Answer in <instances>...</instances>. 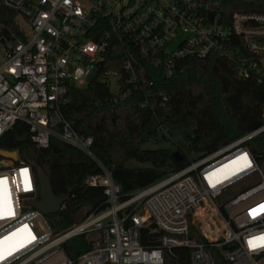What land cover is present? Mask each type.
I'll list each match as a JSON object with an SVG mask.
<instances>
[{"label": "built area", "instance_id": "obj_1", "mask_svg": "<svg viewBox=\"0 0 264 264\" xmlns=\"http://www.w3.org/2000/svg\"><path fill=\"white\" fill-rule=\"evenodd\" d=\"M237 5L242 9H230ZM254 7L264 8V0H0L18 28L0 38L9 44L0 62V140L24 122L38 149L54 138L78 149L101 169L85 185L102 188L108 203L55 234L48 216L34 207L40 197L33 167L19 152L0 148L18 156H0V264H47L57 256L55 264H165V252L177 248L189 250L190 264H218L211 249L230 264H264V246L249 244L264 243L255 240L264 237V209L251 212L264 205V171L247 146L264 125L123 194L93 153V138L77 133L63 115L70 88L94 80L107 84L115 99L144 96L141 108L166 101L154 81L174 77L187 58L226 55L238 76L264 85V11ZM151 225L162 233L154 248L140 239ZM193 229L205 241L192 238ZM86 234L91 248L71 260L65 244Z\"/></svg>", "mask_w": 264, "mask_h": 264}, {"label": "trees", "instance_id": "obj_2", "mask_svg": "<svg viewBox=\"0 0 264 264\" xmlns=\"http://www.w3.org/2000/svg\"><path fill=\"white\" fill-rule=\"evenodd\" d=\"M0 27V38L17 34L14 13L0 8ZM154 83L167 93L168 99L152 100L148 108L140 106L142 95L115 99L111 88L99 80L87 87H71L70 102L63 107V115L73 129L81 136L93 138V153L112 173L123 194L145 189L264 125V85L238 76L236 64L226 55L204 60L187 58L178 64L174 77L159 78ZM247 146L262 165L264 132ZM0 148L19 152L21 160L31 165L35 173L42 168L56 196L70 195L60 212L48 216L55 234L108 208L102 188L85 185L86 178L101 169L69 144L54 138L49 148L38 149L28 125L18 122L0 140ZM177 152L181 160L176 159ZM84 209H88L87 215L81 217ZM90 236L82 235L66 243L65 255L76 261L91 248ZM161 237L154 225L142 229L140 234L141 244L148 248L157 247ZM191 237L205 241L194 229ZM211 252L218 264H230L218 250ZM165 261L190 264V252L182 248L167 250Z\"/></svg>", "mask_w": 264, "mask_h": 264}, {"label": "water", "instance_id": "obj_3", "mask_svg": "<svg viewBox=\"0 0 264 264\" xmlns=\"http://www.w3.org/2000/svg\"><path fill=\"white\" fill-rule=\"evenodd\" d=\"M1 43L3 44L4 41L2 40ZM16 152L7 153L4 151H0V156L8 159L17 160L13 158V155H16ZM175 157L177 160H181L182 156L180 153H175ZM37 180L39 183V201L34 203V207L38 209L43 215L51 216L60 212L64 206V204L70 199V195H63V196H56L53 192V188L50 182V178L47 173L42 169L39 168L36 172ZM34 195L31 194L30 197ZM52 228H54L53 223L51 222Z\"/></svg>", "mask_w": 264, "mask_h": 264}, {"label": "rangeland", "instance_id": "obj_4", "mask_svg": "<svg viewBox=\"0 0 264 264\" xmlns=\"http://www.w3.org/2000/svg\"><path fill=\"white\" fill-rule=\"evenodd\" d=\"M6 47H9V44H2L0 43V62L2 60V52L6 49ZM181 140V138H180ZM263 171H264V162L262 163L261 165ZM87 212H88V209H84L81 213V217L87 215ZM197 226H200L201 223L200 222H197L196 223ZM218 226H220V224H218ZM59 260H61L60 256H57L55 258H53L52 260H50L47 264H55L56 262H58Z\"/></svg>", "mask_w": 264, "mask_h": 264}, {"label": "snow or ice", "instance_id": "obj_5", "mask_svg": "<svg viewBox=\"0 0 264 264\" xmlns=\"http://www.w3.org/2000/svg\"><path fill=\"white\" fill-rule=\"evenodd\" d=\"M23 171L26 173L27 170H23ZM3 183H4V181H0V184H3ZM258 209H264V205H259L257 209H252L251 212H256ZM8 211H9V214H11V210L9 209ZM255 240L264 242V237H257V238H255ZM249 244H250V246H253V247L264 246V243L254 244V242L252 240L249 241ZM21 247H23V245H21ZM8 255H12V251H9ZM3 258H4L3 255L0 254V259H3Z\"/></svg>", "mask_w": 264, "mask_h": 264}, {"label": "bare ground", "instance_id": "obj_6", "mask_svg": "<svg viewBox=\"0 0 264 264\" xmlns=\"http://www.w3.org/2000/svg\"><path fill=\"white\" fill-rule=\"evenodd\" d=\"M13 158H16L17 157V154L16 155H13L12 156ZM224 174H226V172H223ZM5 200H8V190H7V187H6V190H5V197H4Z\"/></svg>", "mask_w": 264, "mask_h": 264}]
</instances>
